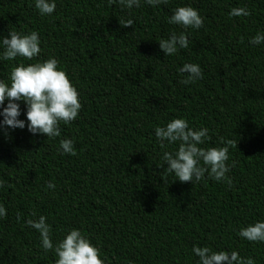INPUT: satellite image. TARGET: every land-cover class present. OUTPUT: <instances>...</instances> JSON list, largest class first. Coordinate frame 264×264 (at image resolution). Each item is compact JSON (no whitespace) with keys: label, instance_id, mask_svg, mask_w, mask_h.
Instances as JSON below:
<instances>
[{"label":"trees","instance_id":"trees-1","mask_svg":"<svg viewBox=\"0 0 264 264\" xmlns=\"http://www.w3.org/2000/svg\"><path fill=\"white\" fill-rule=\"evenodd\" d=\"M54 2L42 15L35 0H0V39L36 31L41 41L32 60H4L0 44V80L10 86L14 67L55 58L82 104L74 121L60 122L59 137L30 133L23 101L25 128L0 129V264H56L55 247L73 229L104 264H199L194 246L264 264V242L239 236L264 222V42L250 43L264 34V0H140L131 9L118 0ZM181 6L198 10L203 26L169 24ZM233 8L250 15L232 17ZM127 19L132 27H121ZM182 32L188 47L164 55L160 40ZM185 63L198 64L203 78L183 84ZM176 118L209 130L200 147L238 141L229 148L231 186L207 174L181 183L167 171L163 154L179 142H161L155 129ZM64 139L77 155L62 154ZM41 215L49 251L26 223Z\"/></svg>","mask_w":264,"mask_h":264},{"label":"clouds","instance_id":"clouds-1","mask_svg":"<svg viewBox=\"0 0 264 264\" xmlns=\"http://www.w3.org/2000/svg\"><path fill=\"white\" fill-rule=\"evenodd\" d=\"M117 0H109L115 3ZM123 7L131 9L140 7V0H118ZM150 6L167 3V0H145ZM35 7L42 15H50L55 11L54 0H35ZM232 17L249 16L246 8H233L229 13ZM203 17L198 10L190 6L178 7L169 18L168 23L179 25L183 29H199L203 26ZM132 19L121 20V27H132ZM264 42V34H257L250 43L258 45ZM40 37L36 31L21 35L17 32H9L8 37L0 39L3 46L2 58L4 60H15L22 57L32 60L40 52ZM159 48L164 55L176 54L178 48H187L189 39L183 32L180 35L172 34L167 39L160 40ZM187 73V78L181 81L183 84L195 82L203 78L201 67L195 63H185L180 69ZM79 92L68 78L67 73L60 69L59 62L55 58H49L43 62L25 65L21 63L12 69L10 74V86L0 80V105L3 107L0 115V129H23L25 121L18 119L20 116L19 101L26 105L27 129L32 134H42L48 138L61 135L60 122L68 124L74 121L82 104ZM208 129L199 130L189 127L183 118H176L167 123L166 127L155 129L156 137L161 141L169 143L179 142L175 153L164 152L163 160L167 164V171L174 173L181 183H192L201 181L205 174L216 181H225L231 186L232 181L226 174L230 171L229 148H237L234 140L223 141L222 147L203 148L199 145L208 139ZM161 147L164 144L161 143ZM62 154L77 155L73 141L64 139L60 142ZM235 165H231L234 167ZM3 182L0 181V187ZM48 188L54 189L55 185L49 183ZM7 215L6 209L0 206V217ZM19 219V215L17 217ZM27 225L37 230L40 234L42 247L45 251L53 249L51 229L46 223V217L41 215L38 220H27ZM239 236L250 242H264V222H255L252 225L241 228ZM192 251L199 257V264H255L251 258H241L235 251H213L211 248L196 247ZM58 257L56 264H104L99 248L91 244L89 239L78 229H73L55 247Z\"/></svg>","mask_w":264,"mask_h":264}]
</instances>
